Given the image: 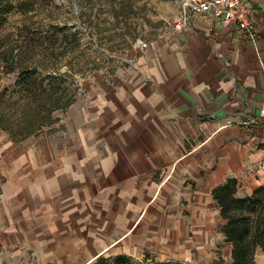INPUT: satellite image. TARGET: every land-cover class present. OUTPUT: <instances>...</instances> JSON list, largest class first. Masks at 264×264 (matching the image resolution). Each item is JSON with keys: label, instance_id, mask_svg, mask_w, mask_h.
Here are the masks:
<instances>
[{"label": "crops", "instance_id": "obj_1", "mask_svg": "<svg viewBox=\"0 0 264 264\" xmlns=\"http://www.w3.org/2000/svg\"><path fill=\"white\" fill-rule=\"evenodd\" d=\"M254 6L252 33L194 16L149 48L122 88L74 109L57 136L0 157L10 173L0 264H92L173 248L181 202L196 212L215 202L224 227L213 189L263 155L249 153L264 133V0Z\"/></svg>", "mask_w": 264, "mask_h": 264}, {"label": "rangeland", "instance_id": "obj_2", "mask_svg": "<svg viewBox=\"0 0 264 264\" xmlns=\"http://www.w3.org/2000/svg\"><path fill=\"white\" fill-rule=\"evenodd\" d=\"M35 1L34 9L22 12L16 8L5 16L4 23L0 25V54L7 46H27L29 42L52 43L49 44L54 47L51 55L42 46L33 54L30 52L27 59H24L26 51H19L20 48L16 51L20 52L19 58L38 67L43 75L51 71H67L74 82L76 100L68 109L54 113L53 124L30 135L17 134L14 139L6 129L0 127V157L10 151L38 145L47 136H57L74 109L91 103L98 93L107 90L116 92L119 87L122 88L134 73L137 63L144 60L143 56L149 48L162 46V42L167 41L168 35L173 33V20L182 12L188 0ZM65 35L69 37L65 38ZM44 36L55 38L50 42L43 39ZM12 61L10 56L7 60L0 57V98L8 102L17 96L13 93L17 91L19 80V68L9 71ZM260 126L264 130V124ZM255 136L250 135V138ZM254 142L251 141L249 153L263 155L238 176L241 195H248L253 186L264 183V133ZM216 162L212 163L215 167ZM5 163L0 165L5 166ZM9 180L10 173L0 170V198ZM202 181V177L194 180L199 184ZM186 182L190 185L192 181ZM196 183L190 186L196 189ZM181 206V222L176 229L177 245L163 250L153 249L150 255L163 262L178 260L182 264H231L232 247L224 239L222 220L215 217L216 203L209 204L207 212H196L185 202H181ZM207 216L209 220H206ZM257 255V264H264V253ZM105 257L110 258L108 255ZM144 257L145 253L135 254L128 257V261L140 263Z\"/></svg>", "mask_w": 264, "mask_h": 264}, {"label": "trees", "instance_id": "obj_3", "mask_svg": "<svg viewBox=\"0 0 264 264\" xmlns=\"http://www.w3.org/2000/svg\"><path fill=\"white\" fill-rule=\"evenodd\" d=\"M36 3L35 0H0V25L12 10L17 8L22 12L30 11ZM54 38L55 36L43 37L50 42ZM46 44L29 42L27 46H7L0 54L6 60L9 56L14 60L10 72L19 68V80L16 84L18 88L13 93L17 96L9 102L0 98V127L6 129L12 138L17 134L30 135L53 124L54 113L60 109H68L76 100L74 82L67 71H51L43 75L38 67L31 66L24 60L30 52L33 54L41 46L49 55L54 53V47L49 45L52 43ZM17 49L26 51L24 59L18 57L20 52ZM240 189V181L234 177L214 188L212 194L225 220V241L232 245L231 264H257V254L264 253V183L248 195H241ZM128 257L130 256L122 254L110 258L100 256L92 264H182L178 260L158 261L150 253H146L140 263L128 261Z\"/></svg>", "mask_w": 264, "mask_h": 264}, {"label": "built area", "instance_id": "obj_4", "mask_svg": "<svg viewBox=\"0 0 264 264\" xmlns=\"http://www.w3.org/2000/svg\"><path fill=\"white\" fill-rule=\"evenodd\" d=\"M256 0H188L182 12L173 20V31L180 32L193 26L194 16L211 17L228 28H239L252 33ZM257 120L264 121V106Z\"/></svg>", "mask_w": 264, "mask_h": 264}]
</instances>
